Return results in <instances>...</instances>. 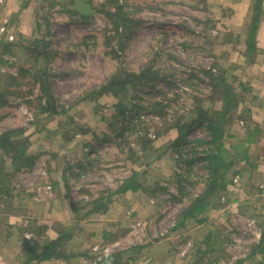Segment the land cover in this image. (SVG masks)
<instances>
[{"label":"rangeland","instance_id":"1","mask_svg":"<svg viewBox=\"0 0 264 264\" xmlns=\"http://www.w3.org/2000/svg\"><path fill=\"white\" fill-rule=\"evenodd\" d=\"M19 2L18 13L4 15L6 1L0 0V140L9 134L1 146H9L6 154L13 173H19L18 190L45 201L52 198L53 179L62 176L61 192H55L67 196L78 221L69 243L90 245L93 264L116 253L111 247L116 241L122 248L129 244L113 230L107 231L106 245L86 239L84 233L96 228L99 216L109 213L120 218L118 229L133 231L129 237L135 245L155 242L161 247L166 244L157 240L167 239L173 262L235 264L241 255H249L252 248L242 251L241 236L255 227L245 215L236 216L237 202L223 221L235 230L223 234L228 237L206 243L198 230L182 239L172 233L185 221L181 215L190 201L204 192L207 171L191 160L193 144L183 141L175 147L177 130L167 127L183 115V121L194 120L197 99L208 110L222 111L224 101L213 95L206 69L223 75L237 98L241 96L233 70L227 75L228 62L219 54V41L236 40L235 32H227L225 0ZM27 4L32 8L21 14ZM35 39L40 43L34 45ZM41 69L46 76L40 80L35 73ZM114 77L120 92H101ZM44 80L46 87L39 91L38 81ZM201 126L195 123L186 130V140L206 139ZM144 134L151 144L142 152L137 140ZM223 144L231 156L243 150L232 148L234 139H223ZM20 149L28 159L15 160ZM27 161L32 166L25 167ZM133 173L138 190L114 193ZM232 180L236 184L238 177ZM220 195L219 205L224 203ZM97 204L103 207L97 210ZM204 226L214 230L210 221ZM210 241L220 242L213 253L208 252ZM95 247L98 253L111 252L101 257Z\"/></svg>","mask_w":264,"mask_h":264},{"label":"crops","instance_id":"2","mask_svg":"<svg viewBox=\"0 0 264 264\" xmlns=\"http://www.w3.org/2000/svg\"><path fill=\"white\" fill-rule=\"evenodd\" d=\"M5 1L4 15H7L10 10L15 14L18 13L22 2L19 0ZM254 1L225 0L222 9H227V32H235L236 40L234 43L226 39L219 41V45L223 47L219 54H223L228 62L226 67H223L227 75L233 70V76L237 78L241 93L238 104L239 113H237L240 117L230 121L223 138L235 140L237 145H234L233 149L242 145L243 151L246 150L247 153L246 158L240 160L241 163L235 166L239 173L227 176L229 181L225 192L221 194L224 195L222 197L224 203L220 204V207L210 206L197 218H189L183 223L180 222L177 228L171 229L175 231L172 233L177 234L176 236L180 239L198 230L203 233V241L205 240L206 243H209V238L228 237L227 235L230 232L234 233L235 230L228 229L223 221L229 219V212L235 209L233 205L237 202L240 208L239 212L236 210V216L237 214L245 215V218L248 217L255 227V231L251 230L241 236L244 238L242 243L245 245L242 251L250 250V248L255 250L261 237L264 236V0H262L259 21L255 31L251 34ZM31 8L32 4H27L21 14ZM214 18L218 20V17ZM20 22L24 23L25 20L20 18ZM247 139H250V142L247 143ZM11 143L14 144L13 141H10ZM1 145L0 140V264H93L90 259L92 260L91 256L94 253L90 245L77 244L73 247V244L69 243L70 238L74 237L72 235L74 234L73 229L76 228L74 223L78 221H75L72 217V210L68 208L67 196L63 198L55 192H61L63 177L58 176L53 179L50 193L52 198L39 201L31 194H26V198L24 191L18 190L16 176L19 173H13L11 169L13 161L10 162L6 154L5 147L9 146ZM225 148L229 150L227 146ZM15 168L17 169L16 166ZM233 176L238 177L236 184L232 180ZM216 216L219 217L216 218ZM99 217L101 219L93 224L96 228L93 227L92 230L84 233L89 242L106 245L107 231L113 230L124 234L129 244L122 248L120 245H114L119 244V241H116L111 246L113 250H117L116 253H109L110 255L105 256L98 264H186V261H172L174 253L170 249L171 246L166 243L167 239L157 240V244L160 242L166 244L161 247H156L155 242L135 245V241H132L135 240L134 237H129L133 235V231L118 229L121 223L118 221L120 218L116 219L113 213ZM209 221L214 225V230L204 226ZM110 222H112V228ZM225 232L227 235H223ZM60 234H64V238L57 248L58 256L41 260L28 253L27 245L42 244L43 241L58 238ZM211 242L210 246L208 244L209 253H213L214 246L220 243ZM262 247L264 248V245ZM159 248L161 255L157 250ZM241 258L235 264H264V251L252 255H241Z\"/></svg>","mask_w":264,"mask_h":264},{"label":"trees","instance_id":"3","mask_svg":"<svg viewBox=\"0 0 264 264\" xmlns=\"http://www.w3.org/2000/svg\"><path fill=\"white\" fill-rule=\"evenodd\" d=\"M254 2V14L251 19V34H253V32L255 31L256 24L259 21V17L261 14L260 9L262 7V0H255ZM39 43V40L35 39L33 41L34 45H37ZM38 73L40 80L41 78H44L46 76V72L44 69H41L40 71L35 73V75L37 76ZM205 75L209 78L207 82L211 87L213 95H215L217 99L222 98L224 101V108H222V111L216 112L212 109L208 110L206 107L203 106L202 102L197 99L199 105H197V107H195L193 109L194 111L192 112V114L195 115L194 120H191L189 122L183 121V115V117H177L175 122L167 127H173L177 130L178 137L174 142V144H176L175 147H177V145L183 141L186 142L185 144H193V156L191 157V160L200 161L202 163V167L207 171L206 177H203V181H205V190L200 196L195 197L190 201L186 212L181 215L182 221L186 220L188 217L192 219L197 218L210 206H220L218 204V198L219 195L225 192L226 190L227 176L229 174L235 175L236 173H239V171L236 170L235 166L239 165L241 163L240 160L245 159L247 155L246 150H240L241 152H237L233 156H231L229 155L227 149H225L223 144L225 127L228 123L230 124V121L235 118L234 112L238 109L239 104V99L233 92L232 82L227 81L223 75L220 76L221 74H219V77H217L216 73L213 72L212 69H206ZM118 79L119 78L114 77L112 80H110L107 85L101 87V92H106L108 90H115L114 92H120L117 83ZM38 82L40 84L39 91H41L42 87H46L47 82ZM43 111L44 108H42L40 112L42 113ZM195 123L199 126L202 125V130L206 134L207 138L195 139L193 142L187 141L185 138V131L190 129L193 125H195ZM161 134V132L156 133L157 136H160ZM8 135L9 134L7 133L5 136L2 137L1 143H3L9 137ZM145 136L146 135L144 134L143 138H139L137 140L138 143L141 144L142 152L147 151V149L150 148L151 144V140L147 139ZM246 142H250V139H247ZM200 147H202V150L197 151L196 149ZM239 147H242V145H239ZM235 149H238V147ZM26 155L27 154L25 149H20L18 152H16L15 160L21 157H25V159H28L29 157ZM240 155L241 158L239 157ZM184 162L187 161L184 160ZM24 165L25 167H30L32 166V163L30 164V162L27 161ZM21 166L22 165H20V167ZM136 176L137 174L133 173L131 177L125 179L124 182L118 187V189L114 193L122 194L127 191H137L140 185L133 181ZM102 207V204H97L96 209L99 210ZM63 238L64 235H61V237H58L54 240L43 241L42 244L35 243L31 246L27 245L26 248L28 253L37 256L38 259L48 260L59 255L57 248L61 245V242H63ZM262 245H264V236L261 237V241L259 242L257 248L255 247V250H252L250 254L252 255L253 253H263L264 248L262 247Z\"/></svg>","mask_w":264,"mask_h":264},{"label":"built area","instance_id":"4","mask_svg":"<svg viewBox=\"0 0 264 264\" xmlns=\"http://www.w3.org/2000/svg\"><path fill=\"white\" fill-rule=\"evenodd\" d=\"M97 250H98V247H95V248L93 249V251L97 252V254H100L101 257L104 256L106 253H108V252L110 251L109 249H105V250H103V251L100 250V252L98 253ZM101 257L98 256V257L96 258V260H97V261H100V260H101Z\"/></svg>","mask_w":264,"mask_h":264}]
</instances>
